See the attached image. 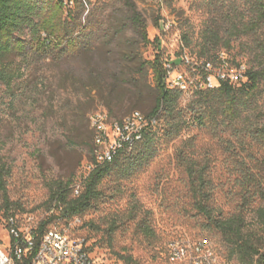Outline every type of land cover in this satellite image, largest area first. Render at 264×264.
I'll use <instances>...</instances> for the list:
<instances>
[{"label": "rangeland", "instance_id": "1", "mask_svg": "<svg viewBox=\"0 0 264 264\" xmlns=\"http://www.w3.org/2000/svg\"><path fill=\"white\" fill-rule=\"evenodd\" d=\"M133 9L148 27L149 42L132 22ZM72 12L99 29L89 50L56 60L31 57L23 78L0 87V157L8 169L6 189H0V245L10 240L6 218L13 211L26 226L54 218L48 229L84 240L94 264H195L202 258L239 264L196 210L188 167L204 172L209 204L225 214L237 210L242 183L264 189V143L256 136L264 127V79L242 126L192 121L170 139L164 118L152 162L130 176L116 170L106 177L101 198L83 214L65 217L51 196L67 181L78 193L94 168L93 117L109 119L103 150L116 138L112 122L135 109L152 111L157 91L150 60L158 56L165 68L172 63L191 80L196 63L225 50L233 66L263 70L264 0H85L83 12ZM199 92L183 91L180 99L189 119L193 104H203ZM262 206L264 199L247 213L254 229L261 227L255 209ZM172 244L186 251L182 258L172 255Z\"/></svg>", "mask_w": 264, "mask_h": 264}, {"label": "trees", "instance_id": "2", "mask_svg": "<svg viewBox=\"0 0 264 264\" xmlns=\"http://www.w3.org/2000/svg\"><path fill=\"white\" fill-rule=\"evenodd\" d=\"M72 7L83 12L85 0H0V87H11L16 80L23 78L26 72L24 65L31 57L56 60L89 50L91 37L99 29L92 24H84L82 19L74 16ZM133 10L132 22L143 40L149 42L148 27L138 10ZM148 64L154 72L157 98L152 111L144 114L147 117L155 116L157 124H151L144 129L143 136L121 147L110 161L99 163L94 149V168L82 181L78 193L74 194L71 188L73 182L59 183L51 198L61 207L65 217L71 218L91 209L101 198L103 180L116 170L130 176L152 162L158 153L157 135L159 130H164V118L165 133L170 139L180 136L183 128L192 121L212 128L221 122L234 127L242 126V115L264 79V68L258 71L247 70V79L242 83L228 81L223 82L219 88L198 90L203 104L199 107L193 104L194 114L189 119L185 109L181 107L183 90L169 86L168 71L161 58L157 56ZM220 117L223 118L222 121ZM249 128L243 126V129L250 130ZM257 131V138L264 143V127ZM261 162L264 166V157ZM195 165L188 167L193 179L195 208L206 218V225L221 234L229 246L230 255L236 257L239 264H264V207L255 209L260 229L252 228L247 218V213L254 210L253 205L264 199V189L259 185L252 187L248 181L242 183V190L239 192L241 201L237 210L225 214L209 204L212 194L208 188V179ZM7 174L8 169L0 157V189H6ZM53 219H45L39 225L40 233L48 230ZM203 260L205 264H209L206 258Z\"/></svg>", "mask_w": 264, "mask_h": 264}, {"label": "built area", "instance_id": "3", "mask_svg": "<svg viewBox=\"0 0 264 264\" xmlns=\"http://www.w3.org/2000/svg\"><path fill=\"white\" fill-rule=\"evenodd\" d=\"M218 54L215 59L196 63L193 67L195 78L191 80L178 73L173 64L169 63L166 66L169 86L183 91L212 90L222 86L223 82L239 84L247 79L248 69L244 64L233 66L228 51L222 50ZM95 119V150L99 163L112 160L121 147L134 142L138 136H143L144 129L158 122L155 116L147 117L142 111L135 110L123 119L111 123L116 138L106 144L103 150H99L102 144L109 141L106 130L109 119L107 114L96 115ZM97 120H104V128H97ZM7 215L6 228L10 240L7 245H0V264H94L84 240H73L63 231L55 229L40 233L39 225L26 226L20 216L13 211ZM171 249L173 256L183 257L185 250L175 244L171 245ZM203 262V258L193 260L195 264Z\"/></svg>", "mask_w": 264, "mask_h": 264}, {"label": "bare ground", "instance_id": "4", "mask_svg": "<svg viewBox=\"0 0 264 264\" xmlns=\"http://www.w3.org/2000/svg\"><path fill=\"white\" fill-rule=\"evenodd\" d=\"M94 120V126H96V119L93 117ZM97 128H104L103 126V120H97ZM141 136H138L137 138H140Z\"/></svg>", "mask_w": 264, "mask_h": 264}]
</instances>
